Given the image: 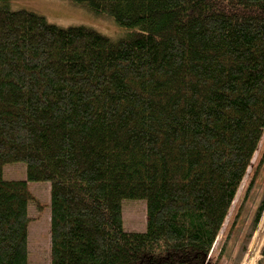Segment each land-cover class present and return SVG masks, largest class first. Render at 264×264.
Segmentation results:
<instances>
[{
  "label": "trees",
  "instance_id": "1",
  "mask_svg": "<svg viewBox=\"0 0 264 264\" xmlns=\"http://www.w3.org/2000/svg\"><path fill=\"white\" fill-rule=\"evenodd\" d=\"M66 1L127 34L0 0V264H29L38 182L49 264H210L264 132V0ZM125 201L144 202L143 232Z\"/></svg>",
  "mask_w": 264,
  "mask_h": 264
},
{
  "label": "rangeland",
  "instance_id": "2",
  "mask_svg": "<svg viewBox=\"0 0 264 264\" xmlns=\"http://www.w3.org/2000/svg\"><path fill=\"white\" fill-rule=\"evenodd\" d=\"M8 6L12 11L26 10L38 14L59 27H88L113 40L127 34L125 29L117 27L109 18L94 16L66 0H8ZM3 173L5 179H25V166L7 165ZM29 189L42 208L29 207L32 222L28 228V262L49 264L50 186L42 182L29 183ZM263 196L264 132L212 247L210 264H264V209L255 232L244 244ZM122 222L127 231L143 232L146 226L144 202L125 201L122 205Z\"/></svg>",
  "mask_w": 264,
  "mask_h": 264
}]
</instances>
